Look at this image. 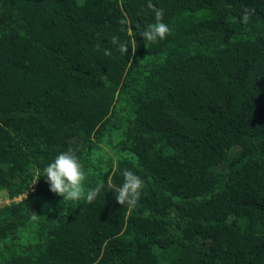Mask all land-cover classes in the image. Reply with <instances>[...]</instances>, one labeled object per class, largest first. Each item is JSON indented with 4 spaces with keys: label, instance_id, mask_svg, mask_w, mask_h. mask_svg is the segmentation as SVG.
I'll return each instance as SVG.
<instances>
[{
    "label": "trees",
    "instance_id": "trees-1",
    "mask_svg": "<svg viewBox=\"0 0 264 264\" xmlns=\"http://www.w3.org/2000/svg\"><path fill=\"white\" fill-rule=\"evenodd\" d=\"M68 150L136 206L36 180ZM2 199L0 264H264V0H0Z\"/></svg>",
    "mask_w": 264,
    "mask_h": 264
},
{
    "label": "clouds",
    "instance_id": "clouds-1",
    "mask_svg": "<svg viewBox=\"0 0 264 264\" xmlns=\"http://www.w3.org/2000/svg\"><path fill=\"white\" fill-rule=\"evenodd\" d=\"M148 8L152 11L153 22L146 24L142 30H137V34L143 37L144 42H147L144 43L145 47L165 39L170 33L169 26L162 19L163 10L153 7L151 3H149ZM243 20L246 21L247 16H244ZM111 43L116 46L122 56H125L129 50V45L120 40L118 36H113ZM122 175V183L118 186H113L110 182L107 185L104 182H97L95 186H85V174L80 159L71 150H68L57 153L43 167L42 174L38 175L36 180L40 176H44L49 190L61 196L62 201L77 202L84 200L89 204L107 186L112 189L118 204L132 209L141 196L143 181L139 175L131 170H124Z\"/></svg>",
    "mask_w": 264,
    "mask_h": 264
},
{
    "label": "rangeland",
    "instance_id": "rangeland-1",
    "mask_svg": "<svg viewBox=\"0 0 264 264\" xmlns=\"http://www.w3.org/2000/svg\"><path fill=\"white\" fill-rule=\"evenodd\" d=\"M7 203H8V201L6 199H2L0 205L7 204Z\"/></svg>",
    "mask_w": 264,
    "mask_h": 264
}]
</instances>
